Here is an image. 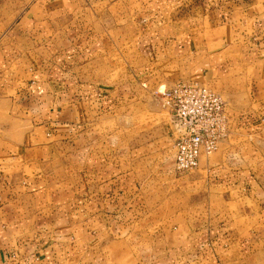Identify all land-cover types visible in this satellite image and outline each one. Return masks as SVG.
<instances>
[{
	"label": "crops",
	"instance_id": "crops-1",
	"mask_svg": "<svg viewBox=\"0 0 264 264\" xmlns=\"http://www.w3.org/2000/svg\"><path fill=\"white\" fill-rule=\"evenodd\" d=\"M96 4L127 12L114 31L142 62L127 71L133 84L92 78L93 61L119 53L112 30L94 29ZM0 27V264H264V147L252 142L264 134V100L249 109L227 101V147L202 157L206 189L179 212L140 210L149 197L136 165L125 169V153L88 141L78 125L111 112L130 86L154 95L173 85L138 82L142 74L207 83L210 68L246 58L247 79L264 80V0H0ZM163 138L157 154L171 161L153 172L171 182V127ZM58 155L70 160L65 180L46 176ZM49 188L68 210L42 208ZM15 230L27 236L13 248L3 234Z\"/></svg>",
	"mask_w": 264,
	"mask_h": 264
},
{
	"label": "rangeland",
	"instance_id": "rangeland-1",
	"mask_svg": "<svg viewBox=\"0 0 264 264\" xmlns=\"http://www.w3.org/2000/svg\"><path fill=\"white\" fill-rule=\"evenodd\" d=\"M94 8H96V11L93 13V19L96 21L94 29L112 30L110 34L116 40L117 51L119 53L93 61L91 66L93 80L97 82L104 81L109 86H114L121 81H125L126 83L129 81L133 84V78L129 76L127 71L132 70L142 62L139 59H135L134 51L127 42L118 41L117 34L114 31L120 30L119 28L127 21V12L122 11V6L118 4L112 5L110 8L106 4H96ZM5 29L0 27V33ZM247 62L248 59L245 58L234 69L230 71L226 69V71H223L226 62H222L214 68L212 67V59L204 61L202 63L203 66L210 63L212 67L210 68L211 73H205L206 75L204 74L203 76L205 77L204 79H210V81L207 83H197L207 84L208 87L210 86V88L221 93L227 101L237 104L242 109H249V105H252L251 102H253V99L256 100V103L264 100V80L253 83L247 79L246 74H244L246 73L244 67ZM135 77L138 82L148 81L150 84L157 86L171 85V83L174 84L179 81H195V76H191L190 74L174 76L172 82L170 80L166 81L167 77L170 78L171 76H165L164 74H142L140 77ZM134 87L133 90L132 86H130V91L126 88L125 92H128V95L122 96L123 99L117 102L118 105L112 108L111 112L100 118L96 117L87 122H79L78 125H83L82 131H84V137L89 139L88 141H96L97 145H100L102 142L107 143L109 148L119 149L120 152L125 153L126 156L123 157L122 162L123 165L125 164L127 166L125 169L130 171L134 170L133 166L136 165L135 175L145 184L142 190L149 197V202L137 204L140 206V210L159 209L160 211L174 210L175 212L189 210L188 207L191 208L197 205V201L201 199L199 197H202V193L206 189L204 179L201 177L199 170L200 166L186 174H180L175 171L174 178H172L171 182L161 181L160 179L162 178L158 177L159 172H153V168L158 161H165L167 164L171 161L166 154L167 152L162 156L157 154L160 151L159 148L162 149L166 146L169 140L168 138H163L167 137L170 131L169 116L154 99L153 94L151 95L145 90H139L138 86ZM133 92L138 93V96L136 100L131 101ZM119 94L122 95L121 93ZM259 108L261 107L258 105V110L260 111ZM253 139L252 142L254 144L256 143L257 147H264V134L262 136H254ZM245 141L249 140L247 139ZM232 142L236 143L235 140H232ZM226 147V145H223L216 151L217 153H211V157L218 156ZM117 153L119 151L116 150ZM137 154L140 156L138 157ZM69 161L67 155H58L54 164L51 163L53 166L48 167L53 171L46 173L47 178L53 180L67 179L70 174L68 170L69 165L67 164ZM54 189L49 188L47 191L46 194L48 196L51 194V198L49 196L48 202L45 199L42 208L44 207L43 209L45 211L51 209H58L60 211L68 210V206H65L66 204H56L53 202ZM56 189L54 194L63 188L56 187ZM27 206L30 212L36 213L37 208L35 207V202L33 203L30 200ZM29 222L35 223L36 225L33 226L37 227V219H30ZM26 236L27 234L23 237L25 238ZM3 237L10 241L12 240L11 246L13 248H15V244L23 240L20 230L13 231V234H3ZM60 242L68 243V239L62 238ZM16 256L17 254L14 257Z\"/></svg>",
	"mask_w": 264,
	"mask_h": 264
},
{
	"label": "built area",
	"instance_id": "built-area-1",
	"mask_svg": "<svg viewBox=\"0 0 264 264\" xmlns=\"http://www.w3.org/2000/svg\"><path fill=\"white\" fill-rule=\"evenodd\" d=\"M154 96L169 116L178 173L197 169L202 157L218 151L229 137L227 100L218 91L197 82L179 81L155 90Z\"/></svg>",
	"mask_w": 264,
	"mask_h": 264
}]
</instances>
